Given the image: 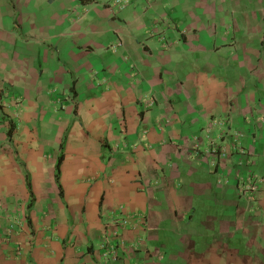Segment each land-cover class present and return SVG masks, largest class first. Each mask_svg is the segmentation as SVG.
I'll return each instance as SVG.
<instances>
[{
    "label": "crops",
    "instance_id": "0c3cea01",
    "mask_svg": "<svg viewBox=\"0 0 264 264\" xmlns=\"http://www.w3.org/2000/svg\"><path fill=\"white\" fill-rule=\"evenodd\" d=\"M0 264H264V0H0Z\"/></svg>",
    "mask_w": 264,
    "mask_h": 264
},
{
    "label": "built area",
    "instance_id": "2783aa9c",
    "mask_svg": "<svg viewBox=\"0 0 264 264\" xmlns=\"http://www.w3.org/2000/svg\"><path fill=\"white\" fill-rule=\"evenodd\" d=\"M129 1L130 0H116V3H117V5L119 6V9H122V8H124L127 4H129ZM116 217V218H115ZM112 218H113V223L116 225V227H118V228H121V229H124V228H126V227H128L130 224H129V219L128 218H119L118 216H116V215H112ZM117 233L118 232H116L115 233V235H114V237L115 236H117ZM108 240V239H107ZM106 240V244L105 245H103V250L105 249V248H109L110 246H108V245H110V244H112V242L110 241V240H108L107 241ZM116 246H112L111 248H110V253H105L104 254V256H105V258L106 259H108V258H112V259H115L116 258Z\"/></svg>",
    "mask_w": 264,
    "mask_h": 264
},
{
    "label": "trees",
    "instance_id": "16d2710c",
    "mask_svg": "<svg viewBox=\"0 0 264 264\" xmlns=\"http://www.w3.org/2000/svg\"><path fill=\"white\" fill-rule=\"evenodd\" d=\"M83 3H87L89 1H92V0H81ZM10 134L12 133V130H10L9 132ZM63 153L60 155L59 157V160H58V163H57V173H56V178H57V181L59 182L60 180V171H61V164H62V161H63Z\"/></svg>",
    "mask_w": 264,
    "mask_h": 264
}]
</instances>
